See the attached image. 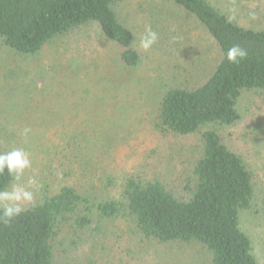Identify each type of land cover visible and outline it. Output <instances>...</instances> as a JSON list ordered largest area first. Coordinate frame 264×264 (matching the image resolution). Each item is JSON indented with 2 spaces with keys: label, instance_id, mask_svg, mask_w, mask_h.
Listing matches in <instances>:
<instances>
[{
  "label": "rangeland",
  "instance_id": "rangeland-1",
  "mask_svg": "<svg viewBox=\"0 0 264 264\" xmlns=\"http://www.w3.org/2000/svg\"><path fill=\"white\" fill-rule=\"evenodd\" d=\"M219 4L231 15L246 17L248 26L264 27V0H219ZM156 6H162L170 18L171 31L187 30L180 23L187 17L167 0L113 5L119 20L135 34L134 45L143 56L141 66L132 72L122 69L118 48L95 27L79 31L74 38L56 40L31 57L18 55L0 41V144L5 152L23 148L30 154L32 167L25 170L20 183L27 186L34 177L40 185L29 187L34 198L22 202L23 209L40 201L46 189L77 184L87 189L90 183L100 185L104 175L115 178L119 188L122 177L130 172L157 176L181 194L200 151L199 136L164 137L152 121L160 94L186 80L201 82L213 71L218 49L207 42L195 53L188 41L173 58L159 57L154 46L149 51L141 49L139 39L146 26L153 27L149 17ZM75 56H87L84 60L91 67L85 69ZM238 110L241 119L236 125L218 129L254 173V208L242 216L241 226L264 264V92H244ZM26 128L30 129L27 137L23 135ZM71 137L82 144L69 161L61 152ZM112 195H117V189ZM101 225L89 231H63L57 241L56 264H210L212 260L200 244L148 240L131 220Z\"/></svg>",
  "mask_w": 264,
  "mask_h": 264
},
{
  "label": "trees",
  "instance_id": "trees-1",
  "mask_svg": "<svg viewBox=\"0 0 264 264\" xmlns=\"http://www.w3.org/2000/svg\"><path fill=\"white\" fill-rule=\"evenodd\" d=\"M124 1L128 0H0V41L18 55L31 57L56 40L95 27L118 48L122 69L132 72L141 66L143 56L134 45L135 34L113 9ZM167 1L187 17L180 21L187 30L171 31L170 18L156 6L149 18L154 20L152 29L157 28L153 46L159 57L173 58L188 41L195 53L207 42L218 49L213 71L201 82L186 80L160 94L152 121L164 137L199 136L200 151L181 194L157 176L134 172L122 177L119 188L115 178L104 175L100 185L90 183L87 189L82 184L46 189L40 201L10 224L0 223V264H56L63 231H89L118 219L131 220L148 240L200 244L211 253L210 264H261L253 240L241 226L242 216L254 208L255 176L218 127L240 121L238 102L244 92H264V27L248 26L246 17L229 14L219 0ZM236 45L248 55L229 63L227 51ZM75 57L85 69L91 67L84 60L87 56ZM81 144L71 137L61 153L71 161ZM0 152H5L1 144ZM14 182L5 173L0 190H9ZM113 189L117 195H112Z\"/></svg>",
  "mask_w": 264,
  "mask_h": 264
},
{
  "label": "clouds",
  "instance_id": "clouds-1",
  "mask_svg": "<svg viewBox=\"0 0 264 264\" xmlns=\"http://www.w3.org/2000/svg\"><path fill=\"white\" fill-rule=\"evenodd\" d=\"M158 35L151 28L146 26L145 33L139 39V47L144 51H149L157 42ZM248 53L240 46H232L228 49L226 57L229 63H238L240 60L246 58ZM30 129H24L23 135L28 136ZM32 167L30 154L23 148H14L8 152H0V176L5 173L8 177L15 181L11 191L0 190V223L10 224L16 217H18L23 208L20 207L22 202L33 201V191L28 190L29 187L38 188L36 179L30 178L27 186H23L20 181L25 170Z\"/></svg>",
  "mask_w": 264,
  "mask_h": 264
}]
</instances>
